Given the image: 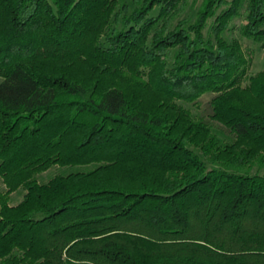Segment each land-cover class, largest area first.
Here are the masks:
<instances>
[{"label":"trees","instance_id":"trees-1","mask_svg":"<svg viewBox=\"0 0 264 264\" xmlns=\"http://www.w3.org/2000/svg\"><path fill=\"white\" fill-rule=\"evenodd\" d=\"M243 13L264 49V0H0V264H264ZM206 94L226 143L185 107Z\"/></svg>","mask_w":264,"mask_h":264},{"label":"rangeland","instance_id":"rangeland-1","mask_svg":"<svg viewBox=\"0 0 264 264\" xmlns=\"http://www.w3.org/2000/svg\"><path fill=\"white\" fill-rule=\"evenodd\" d=\"M128 4H131L132 0H125ZM202 0H187V14L192 17L195 13V11L201 6ZM245 14L243 13L242 17L235 20L233 24L231 25V29L226 33V37L229 40H237L241 43L244 53L247 57V59L250 62L248 73L249 75H255L260 71L264 70V49L260 48L258 45L253 44L251 41L244 39L241 36L240 28L245 23L244 20ZM2 78L0 77V83L2 82ZM211 95L206 94L202 97L200 102L196 106H190L185 105V107L192 113V115L196 119H201L206 122H208L211 127L212 131L215 136L218 137V139L226 143L232 136L225 131L223 127H221L219 124L213 122L210 118L211 114V108H209V103L211 100ZM88 167H75V168H59L54 167L47 172L40 174L37 176V181L40 184H46L50 180H52L54 177L58 175H68L71 173H77V172H84L87 171ZM256 171V168L253 170V172ZM4 192V186L2 185L0 181V194ZM24 191L18 190L16 193L11 195L10 203L11 205H18L23 197H24Z\"/></svg>","mask_w":264,"mask_h":264}]
</instances>
